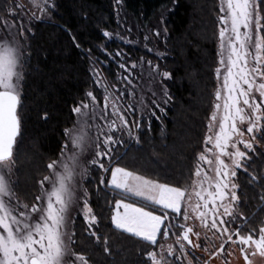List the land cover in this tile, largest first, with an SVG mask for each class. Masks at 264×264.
Returning <instances> with one entry per match:
<instances>
[{
  "label": "snow or ice",
  "instance_id": "obj_1",
  "mask_svg": "<svg viewBox=\"0 0 264 264\" xmlns=\"http://www.w3.org/2000/svg\"><path fill=\"white\" fill-rule=\"evenodd\" d=\"M31 2L35 11L28 17L29 27H25L22 18L19 26L0 18V264H90L85 254L73 249L75 233L69 230L71 211L80 205L89 229L99 223L83 189L87 164L99 165L108 172L100 161L105 158L111 161L113 148L123 143V136L132 138L134 132L141 130L140 122L130 120L129 115L139 111L142 119L150 104L154 116L161 102L167 103L170 97L166 89L161 100L156 99L157 93L153 91V98L147 101L142 89L138 97L132 78L136 63L130 68L124 63L119 65L127 73L119 77L120 87L105 82L99 70H94L95 83L103 89V106L88 91L86 100L72 108L76 121L73 127L64 130L66 143L62 145L60 157L47 164L49 175L39 182L42 194L35 197L37 203H22L10 176L15 162L14 146L20 134L17 108L31 55L25 32L31 33V20H41L55 8L49 0ZM16 7L22 10L24 5ZM219 11L216 77L222 82L215 91L204 149L196 155L189 182L173 186L123 167L110 170L108 186L114 192L143 201L138 206L124 199L116 200L115 214L111 217L115 228L150 246H157L159 237L166 241L170 233L176 236L180 256L175 255L177 249L173 244H159L158 251L146 252L145 264L182 261L189 255L188 248L201 247L200 233L194 231L195 225L188 224L190 219L198 220L206 232L222 238L213 256L223 254L225 245L234 243L241 246L246 264H252L246 250L252 245L256 249L252 255L258 252L264 257V226L259 228L258 239L254 238L255 230L242 235L243 224L234 229L230 227L238 218L246 222L236 211L240 197L235 177L239 169L247 172L244 161L251 159L249 153H255L257 134H264V0H219ZM6 12L17 16L10 7ZM155 35L159 36L160 32ZM103 36L111 38L112 34L104 31ZM148 64L154 70L152 79L155 76L162 80L171 78V73L161 72L159 65H152L151 61ZM245 124L246 129H242L241 125ZM89 152L93 153L90 161L84 159ZM251 179L257 182L255 175ZM100 183H105L103 178ZM260 199L264 200V195ZM91 235L100 242L96 230ZM192 236L196 237L195 243ZM205 239L209 238L205 236ZM104 244L105 252L109 253L107 238Z\"/></svg>",
  "mask_w": 264,
  "mask_h": 264
},
{
  "label": "trees",
  "instance_id": "obj_2",
  "mask_svg": "<svg viewBox=\"0 0 264 264\" xmlns=\"http://www.w3.org/2000/svg\"><path fill=\"white\" fill-rule=\"evenodd\" d=\"M120 1L123 17L139 33L155 28L166 13V34L160 44L163 58L151 56L141 46L133 49L103 36L104 31L114 33L119 28L117 0H54L50 17L33 23L31 55L20 96L21 130L14 149L16 191L30 204L39 194V182L49 174L47 164L60 157L66 143L64 130L76 121L72 108L86 100L88 91L103 99L93 76L94 63L98 61L113 79L114 63L106 52L120 48L133 59L144 56L171 73L165 80L170 99L161 103L162 111L156 109L150 121L143 122L138 141L124 144L114 166L173 186L188 183L194 172L217 90L219 0ZM10 2L0 0V17L7 15ZM259 140L263 150L252 153L247 172L237 176L239 211L246 218L242 229L249 232L264 225V200L260 199L264 195V138ZM253 175L257 182L252 181ZM108 185L101 170L92 171L87 189L101 240L97 243L84 220L78 218L74 250L85 254L90 264H145L146 252L158 251L162 237L157 246H150L116 229L111 220L115 201L141 204ZM105 238L109 253L104 250Z\"/></svg>",
  "mask_w": 264,
  "mask_h": 264
},
{
  "label": "rangeland",
  "instance_id": "obj_3",
  "mask_svg": "<svg viewBox=\"0 0 264 264\" xmlns=\"http://www.w3.org/2000/svg\"><path fill=\"white\" fill-rule=\"evenodd\" d=\"M52 3H54V0H49V4L51 5ZM17 4H23L24 5L23 9L22 10L18 9L16 7ZM121 6H122L121 1H120V3L116 2V15L118 18V27L119 28H118V30L114 31V33H111L112 36H111V38H108V40L110 42H112V41H114V39H116L118 42H120V44L132 47L133 49L135 47L137 48L138 46H141V48L144 49L149 54H151V56L163 58L164 53L162 52V50L160 48V44L164 43V37L163 36L166 34V28H165V21H166V17H167L166 13H163L161 15L158 23H156V25H155V28H153L147 32L139 33L137 31H134L132 25L128 24L126 19L123 17V11H122ZM9 7L17 12V16L12 17V16L8 15V13H7L6 16L0 17V18L7 19L10 23L15 22V24L17 26H19V24L21 22V18H22L23 22L25 24V27H29L28 17L31 16L32 11H35V9L33 8V4L31 2V0H12V2H10V4H9ZM52 10L53 9H51L48 12V14L46 16H44L43 19H48L51 15ZM35 21H37V20L33 19L30 22L31 33L25 32V36H27L28 44H29L30 35H32V32H33V29H32L33 23ZM157 31L160 32L159 36L155 35V33ZM145 37H147V39H145ZM106 53H107L108 57L110 58V60L114 63L115 77L113 79L109 78L107 76L106 72L104 71V69L102 68V65H100L98 63V61H96L94 63V67H93V71L99 70L101 77L103 78V80L105 82H108L109 84H116L117 87H120L121 81L119 80V77L123 76V75H127V73L124 71V69H121L119 67V65L121 63H124V64H126V66H128L130 68L131 64L136 63L137 68L132 69V78H133L134 83L137 85L138 97H139L140 91L142 89L143 90V96L147 101H150L153 98L152 97L153 91H155L157 93L156 99L161 100L163 90L166 89L165 80H162L160 78V76H155L154 79L151 78L152 76H154V70H153V68H150L149 64H148V61H151V60H148L144 56H140L138 59H133V57H131L128 54V52H126V49H124V48L123 49H121V48L117 49L114 52L108 51ZM117 53H119V55H117ZM151 63H152V65H159L157 62L151 61ZM105 64H106V66H108L107 63H105ZM159 69L161 72L166 71V70L162 69L160 67V65H159ZM94 79H96V77H94ZM166 80H168V79H166ZM221 82H222V80L221 81L217 80V88ZM23 84H24V81L22 83L20 96L22 95ZM100 89L102 90V95H103V89L102 88H100ZM97 100L100 102V106L102 107L103 106V99L100 101L97 98ZM161 103H163V102H161ZM148 108H149V111L144 112L142 119H141L139 111L135 114L137 117H135V115L134 116L131 114L129 115L130 120L135 119L138 122H140L141 129H142L143 122L146 120H147V122H149L151 119V108H152V106L149 104ZM161 109L162 108H160V111L163 110V109L162 110ZM152 117H153V115H152ZM246 127H247L246 124L241 125L242 129H246ZM139 132H134L132 138L128 137L127 134H125L123 136V143L117 144L113 148V152L111 154L113 159L111 161H109L107 158H105V159L100 161V163L104 164V168L109 169L108 172H105L103 169H101L99 167V165H91L90 163L87 164L88 172H87V175L85 176L84 180L82 181V184H83V189H85L88 193L89 205H90V195H89V192L87 189V183L91 178L92 171L96 170V169L101 170L103 173V177L107 178L108 184H109L110 179H111V171L110 170L114 167H117V166H114V162H115L116 157L120 154V152L123 149V146L126 142L138 141ZM261 135L262 134H257V143L255 145V153H253V154H257L258 150H263V146L259 140ZM245 138H248V134L246 132H245ZM209 147H210V145H209ZM101 150L103 151V149H101ZM241 150H244L242 145H241ZM251 154L252 153H249V155H251ZM92 155H93V153L89 152L85 155L84 159L90 161ZM250 160L244 161L245 166L248 165ZM204 167H205V169H207V165H205ZM240 171H244L243 168L237 170V176H238V173ZM210 175H211V173H210ZM237 176L235 177L236 183H237ZM10 179H11V182L14 186L15 193L19 197V200L22 203H27V204L31 205L29 202H26L23 198H21L16 191L15 164L13 166V170L11 172ZM45 187L46 188L48 187L47 183L45 184ZM41 194H42V189H41V185H40V191H39L38 196ZM126 197H128V196H126ZM129 198L134 199L135 201H137L140 204L143 203V201H141L139 198H136V197H129ZM125 202H128V201L125 200ZM33 203H37V202L34 201ZM90 207H91V205H90ZM113 208H114V210H113L112 216L115 214V204L113 205ZM81 209H82V205L75 207L71 211L72 221H70V223H69V230L71 232L75 233V226H76V221L78 218H81L84 220L83 213H82ZM236 211L238 214H240L239 202H238V207H237ZM84 222H85L86 226L88 227L87 222L85 220H84ZM188 224L190 226L195 225L194 231L200 233L199 243H200L201 247L194 248V249L188 248L189 255L187 256L186 259H183L182 261H176L175 259H172V260H170V264H175V263L188 264L189 261H191L192 264H225L226 261H227V264H246L244 256L242 255V253L240 251V248H241L240 245L234 244V243L226 244L225 245V252L223 254L218 255V256H213L212 254L217 252V250L219 249L220 244L222 242V238L219 236L214 237L213 233L211 231L206 232L205 229H203L199 225L198 220L190 219L188 221ZM241 224L244 225L243 221L238 218L235 221V224L231 225L230 227H232L234 229L236 226L241 225ZM97 226H94V229H90V231L96 230ZM88 229H89V227H88ZM250 232L247 231L246 229H245V231L243 229L241 230L242 235H248ZM258 235H259V229L255 230L254 238L258 239ZM205 236H207L209 239H205ZM191 238H192L193 242L195 243L196 237L192 236ZM175 239H176V236L172 235L170 233L168 240L165 241L162 237V242L165 246L169 243L173 244V246L177 249L175 255L180 256L181 254L179 252V246L175 244ZM234 239H235V237H234ZM73 241H74V243H73L72 247L74 249L75 235L73 236ZM185 244H186V242H185ZM186 248H187V244H186ZM205 249H207V250H205ZM246 250L249 253V259L252 261V264H264V257H261L258 252L256 253V255H254V256L252 255V253L256 251L255 245L248 247Z\"/></svg>",
  "mask_w": 264,
  "mask_h": 264
},
{
  "label": "water",
  "instance_id": "obj_4",
  "mask_svg": "<svg viewBox=\"0 0 264 264\" xmlns=\"http://www.w3.org/2000/svg\"><path fill=\"white\" fill-rule=\"evenodd\" d=\"M19 106H20V104H19ZM19 106H18V108H17V112H18V116H19ZM20 119V118H19ZM20 130H21V122H20ZM20 135V134H19ZM19 135H18V137H17V139H16V144H17V140H18V138H19ZM16 144H15V146H14V149H15V147H16Z\"/></svg>",
  "mask_w": 264,
  "mask_h": 264
}]
</instances>
